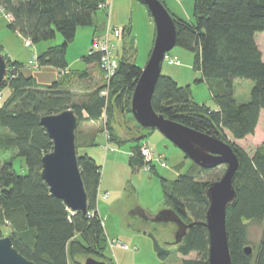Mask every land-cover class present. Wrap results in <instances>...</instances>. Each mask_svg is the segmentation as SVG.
Instances as JSON below:
<instances>
[{"label": "trees", "instance_id": "16d2710c", "mask_svg": "<svg viewBox=\"0 0 264 264\" xmlns=\"http://www.w3.org/2000/svg\"><path fill=\"white\" fill-rule=\"evenodd\" d=\"M192 1V21L175 16L166 7L174 17V46L193 53L191 68L200 74L194 83L207 84L216 109L195 101L189 84L180 85L161 73L154 85L151 105L155 112L170 120L231 146L238 159L233 176L235 199L225 213L231 262L264 264V144L250 156L227 135L235 141L253 134L264 109V61L255 41V33L264 32V0ZM102 2L0 0V8L11 18L8 28L34 44L59 34L61 43L39 53L36 61L39 67L52 66L64 71L67 46L77 28L92 24ZM148 14L151 16L149 11ZM129 34L130 26H123V39ZM131 57L130 49L124 48L108 85L101 84L83 99L76 100L71 87L75 81L71 80L74 76L81 78L84 71L64 73L51 84L40 85L21 71V63L5 56L8 76L0 92L5 87L9 92L0 103V237H4L3 219L9 218L14 223L13 231L7 235L12 246L35 264H85L87 258L112 264L106 254L108 238L97 212L101 167L91 156L78 151L94 145V137L86 141L77 135L75 138L87 213H71L60 198L49 192L41 177V158L52 149L53 143L40 124V117L71 109L78 126L105 115L102 131H107L108 141L117 147L129 143L128 166L131 172H138L146 163L140 151L145 135L132 127L126 128L123 120L126 114L132 115L130 99L141 73V67ZM81 59L85 63H98L99 54L89 51ZM236 78L253 82L247 101L238 102L234 97ZM104 88L106 97L99 94ZM122 131H125L123 135ZM17 157L24 159V174L14 169L13 161ZM181 165L177 166L178 174L173 180L161 179L162 199L166 208L192 226L173 251L160 247L155 240L154 248L161 258L174 252L179 254L182 258L179 264H208L205 190L220 178L218 168L222 165L205 168L191 161V166L180 172ZM150 169L156 174L155 165ZM251 224L261 225L262 232L247 254L244 247L250 243ZM190 253L196 257L186 258Z\"/></svg>", "mask_w": 264, "mask_h": 264}, {"label": "rangeland", "instance_id": "374dc122", "mask_svg": "<svg viewBox=\"0 0 264 264\" xmlns=\"http://www.w3.org/2000/svg\"><path fill=\"white\" fill-rule=\"evenodd\" d=\"M172 1L174 0H167L168 3ZM179 1L180 0H178V4L180 8H186L189 12V17L183 18L192 21L193 1L183 0L182 3ZM102 14L103 13L100 15L102 16ZM104 15L102 19L106 21ZM116 16L119 20L124 22L123 24H127L132 28V32L130 31V34L125 38V46L130 49L132 61L141 68L144 67L153 44L155 33V25L152 17L148 14L147 7L138 0H122L117 13H113V22ZM121 21H116L117 25L115 23L113 24L117 27H121ZM86 28L85 26L79 28L78 34L76 35L75 33L76 37H74L73 41L68 45L69 48L73 45L75 53L81 52L80 50L87 45L89 46L88 48H90V36L87 34L85 35ZM24 40L25 38L23 36L11 31L7 27V20L4 18V13L0 9V52L2 54L7 55V50H12L16 53V60L25 64L27 58H29V49L33 50V47L38 45V43L46 41L52 44L60 43L62 38L59 34H56L55 38L40 41L35 44L32 43L34 46L29 48H27L28 46H24ZM131 40L132 42H130ZM255 41L262 53V60L264 61V32L255 33ZM169 52L180 60V65H170L163 61L161 65V74L176 77L180 80V83H178L180 85L190 83L194 100L201 103L204 102L209 107L215 108V103L211 98L207 84L205 82L193 83L195 78L200 76V74H196L198 72H194L191 68L193 53L178 46H174ZM81 54L82 53H80V55ZM79 60L84 63L80 58ZM44 67L45 66L38 68L22 67L21 71L27 75H31L33 72L35 76V74L40 72ZM54 79L55 77H53V75L42 74L38 78V82H43V84L45 83V85H48L51 84ZM252 86L253 82L249 79H234L233 92L235 99L238 102L247 101ZM77 91L79 92V89L74 92L75 99L81 100L82 96ZM8 92L9 89L7 87L1 90V102L7 96ZM123 117L126 128H128V126L132 127L134 130H138L141 134L145 135L141 144L143 141L146 142L149 149L153 152L157 174H153L151 171H145L143 168L136 173H131L126 164L120 165L118 163H112L113 160L110 155H114L115 153L113 152L112 154L109 153L106 163L103 164L102 162V184L114 188V191L107 189L109 192L108 197H110L111 200V206L104 203L105 200L100 204L98 203V212L102 218L101 221L105 228L108 241L114 240L115 242L112 248L108 244L106 254L111 259L112 264H179L182 259L179 254L174 252L170 253L165 258H161L158 256L153 242L155 240L160 247L173 251L175 249L173 241L175 238L176 224L174 222L155 221L154 217L162 210V207H165L161 194L160 177H164L168 181L173 180L177 175L175 165L181 163L180 171L183 172L191 166V160L186 158L184 153L157 129L139 128L130 114H126ZM124 132L125 131H122L121 134L123 135ZM227 135L229 138L231 137L230 134ZM127 144L118 147L119 150L127 152L129 146ZM262 144H264V109L260 113L254 133L240 140L237 145L241 146L251 156ZM113 146L115 145L113 144ZM78 151L81 153V149L78 148ZM158 155L164 156L166 167L160 166L159 160L156 159ZM109 160L111 162H108ZM13 166L17 173H26V167L22 157L15 158ZM225 167V165L220 166L218 171L223 174ZM136 176L138 177L137 179L135 178ZM128 181L133 186L132 190L129 187ZM134 203L143 207L146 213L144 215L140 213L139 215L138 213L131 215L128 207ZM13 225L14 223L9 218H4L3 225L1 226V234L7 236L9 232L13 231ZM261 232V225L251 224L249 226L250 247L257 244ZM116 242L125 244L127 248L118 246ZM194 257H196L195 253H190L186 256V258Z\"/></svg>", "mask_w": 264, "mask_h": 264}, {"label": "water", "instance_id": "95a60500", "mask_svg": "<svg viewBox=\"0 0 264 264\" xmlns=\"http://www.w3.org/2000/svg\"><path fill=\"white\" fill-rule=\"evenodd\" d=\"M143 3L155 25L153 45L144 67L141 68L130 99V112L143 128L157 129L191 161L205 168L225 165V171L211 182L205 196L208 201L206 227L208 231V264H232L225 228L226 208L235 199L233 176L238 159L231 146L211 135L172 121L155 112L151 95L161 73L163 55L175 45L173 15L160 0H138ZM8 64L0 52V87L6 83ZM40 124L52 140V149L41 158V177L48 190L60 198L71 213H87V195L81 179L76 153L77 118L71 109L43 115ZM155 221L174 222L176 232L173 243H179L192 223H185L171 208L160 210ZM247 254L251 247H244ZM0 264H35L23 257L13 246L9 236L0 237ZM85 264H106L87 258Z\"/></svg>", "mask_w": 264, "mask_h": 264}, {"label": "crops", "instance_id": "0c3cea01", "mask_svg": "<svg viewBox=\"0 0 264 264\" xmlns=\"http://www.w3.org/2000/svg\"><path fill=\"white\" fill-rule=\"evenodd\" d=\"M162 1L166 5V7L169 9V11L172 14H174L175 16L180 17V18L189 17L188 16L189 15L188 10L186 8H180V6L178 4V0H174V1L170 2V3H168L167 0H162ZM182 1L183 0H180L179 2L182 3ZM121 2H122V0H111V4H110V6L107 9H104V10L100 9V12L98 10L93 15L92 24L89 25V26H85V28L87 27L85 29V35L87 34V35L90 36V41H92V39L95 38V37L102 36L104 30L107 27H115L117 25L116 21L117 22L121 21L116 16V19L113 22V13H117L118 7L121 4ZM101 13H103L102 16L100 15ZM103 15L106 17V21H103V19H102ZM192 17H193V11H192ZM4 18L7 20V25H8V23L10 22V18L8 16H6L5 14H4ZM183 19H185V18H183ZM113 23H115L116 25L113 24ZM123 23L124 22L121 21V27L122 28H123V26L127 25V24H123ZM79 28H81V27H79ZM79 28H77V30H76V35L78 34V32L80 30ZM130 31L132 32V28H130ZM76 35H75V37H76ZM153 40H154V38H153ZM130 42H132V40ZM56 44H59V43L52 44L49 41L38 43V45L33 47V50L32 49L28 50L29 58H27L25 64L23 62L19 61V60H16L17 59L16 58L17 57L16 53L14 51H12V50H7V55L6 54H4V55L7 56L12 61H17V62L21 63L23 65L22 67L33 68V67H30L28 65V61L30 60L32 55H36L37 56L39 53L43 52L48 47H50L52 45H56ZM32 46H34V45L32 44ZM88 47L89 46L87 45L83 49L80 50L81 52L75 53L74 50H73V45L70 48L68 46L67 51H66L67 67L64 69V71H59L57 68L52 67V66H45L43 69L40 70V72L36 73L35 76H34V73L32 72L33 75L31 74V76L34 78V80H35V82L37 84L45 85V83L43 84V82H41V83L38 82L39 81L38 78L42 74L43 75L44 74L45 75H51V76L53 75V77H55V79H54V81H55V80L59 79L62 76V74H64V73L66 75H70V72H72V71H78V72L79 71L80 72L84 71V74L82 75L81 78H75L76 76H74V77H72V80H71L72 82L75 81L71 85L72 90L75 92V90L79 89V92L78 91L77 92L79 94H81V96H82L81 99H83L84 96L87 93L93 91L97 86L101 85L102 82H103L102 73H101V71L99 69L98 63H94V62H91V63H85L84 62V63H82L79 60V58L81 59L82 56L87 55L89 53L90 48H88ZM27 48H29V47H27ZM124 48H129V47L125 46V38L122 39V41L118 44V54L119 55L122 53ZM80 53H82L81 54L82 56L80 55ZM76 66H78V67H76ZM196 74L199 75V73H196ZM172 78L175 79L177 83H180L179 82L180 80H178L176 77L172 76ZM187 84H189L190 87H191L190 83H187ZM191 92H192V87H191ZM192 94H193V92H192ZM0 103H1V101H0ZM214 109H216V107ZM103 116L104 115H102V117L100 119L95 120V121H92V120L83 121L76 127V135L79 137V139L81 141H86L89 137H94V142H95V144L92 145V146H88V147L82 148L81 153H85V154H88L89 156H91L95 160V162L98 165H100V167L102 168V162H103V164L106 163L109 153L112 154V152H113L115 154L114 155H110L112 157V160H113L112 163H114V164L118 163L120 165L126 164L128 169L130 170V168L128 166V157H129V151L128 150L129 149L127 150V152L124 151V150L121 151V150H119V148L116 145L113 146V144L108 141L107 137L105 136V134L102 131V129H103V123H102ZM255 130H256V128H255ZM248 136H246V137H248ZM230 139H231V141H233L236 144H238V142L240 140H242V139H240V140H235L234 141V140H232L231 137H230ZM142 144L147 145L146 142H144V141H143ZM127 145H129V144H127ZM128 148H129V146H128ZM108 162H111V161L109 160ZM179 164L180 163L175 165V169L177 171V174H178L177 166ZM155 170H156V174H157L156 166H155ZM130 172H131V170H130ZM131 173H136V172H131ZM135 178L137 179L138 177L136 176ZM161 179H164L166 181H168V180L165 179L164 177H160L159 181H160L161 194H162V182H161ZM129 187H130L131 190L133 189V186L131 185L130 182H129ZM107 189H110L111 191H114V188L102 184V178H101L100 184H99V187H98V191H97V212H98V203L100 204L104 200H105L104 203H106V204L111 206V203H110L111 200H110V197H108L109 192H108ZM105 193L107 194L106 196H105ZM107 197H108V199H107ZM134 205H136V206H134ZM164 208H166V206L162 207L161 209H164ZM128 210H130L131 215H134V213H138V215H139V213L144 215L146 213V210L143 207H141L140 205H137L136 203H134L133 205L128 207ZM98 214H99V212H98ZM99 216H100V214H99ZM100 218H101V216H100ZM104 232H105V228H104Z\"/></svg>", "mask_w": 264, "mask_h": 264}, {"label": "built area", "instance_id": "2783aa9c", "mask_svg": "<svg viewBox=\"0 0 264 264\" xmlns=\"http://www.w3.org/2000/svg\"><path fill=\"white\" fill-rule=\"evenodd\" d=\"M110 4H111V0H104V2H102L99 5V7L101 9H107L110 6ZM8 17L10 18V16ZM122 39H123V28L115 26V27H107L104 30L102 36L95 37L91 41L90 52L99 54L98 66L102 73L103 84L105 85H108L111 77L113 76L114 72L118 67L119 58H120V55L118 54V44L122 41ZM24 45L31 47L32 42L29 39H25ZM163 61L167 62L170 65H180V60L175 55H171L170 52H166L163 55L162 62ZM28 65L33 68L39 67L36 61V55H32V57L28 61ZM99 94L101 96L106 97L107 96L106 88L100 90ZM102 123L104 125L105 115L103 116ZM103 133L107 137V131L105 129ZM140 151L146 162L143 169L145 171H151L150 169L151 165H155L153 152L145 144H141ZM156 159L159 160L160 166L162 167L166 166V161L164 160L163 155H158ZM106 195L107 194L105 193V196ZM108 244L112 248L115 242L114 240H109ZM116 244L120 247L127 248L125 244H122L120 242H116Z\"/></svg>", "mask_w": 264, "mask_h": 264}]
</instances>
